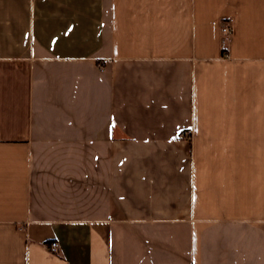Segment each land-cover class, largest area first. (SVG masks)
<instances>
[{"label": "crops", "instance_id": "obj_1", "mask_svg": "<svg viewBox=\"0 0 264 264\" xmlns=\"http://www.w3.org/2000/svg\"><path fill=\"white\" fill-rule=\"evenodd\" d=\"M0 264H264V0H0Z\"/></svg>", "mask_w": 264, "mask_h": 264}, {"label": "built area", "instance_id": "obj_2", "mask_svg": "<svg viewBox=\"0 0 264 264\" xmlns=\"http://www.w3.org/2000/svg\"><path fill=\"white\" fill-rule=\"evenodd\" d=\"M222 30H223L224 34L226 35L227 42H231L232 41V29H231V26H230L228 21H224L223 26H222ZM186 135L190 136V132L187 131ZM59 247H60V245H59V242L57 240H53L50 243V248L54 251H58Z\"/></svg>", "mask_w": 264, "mask_h": 264}]
</instances>
